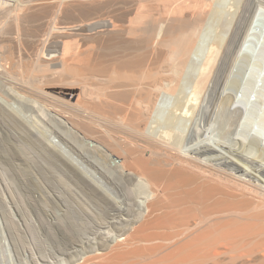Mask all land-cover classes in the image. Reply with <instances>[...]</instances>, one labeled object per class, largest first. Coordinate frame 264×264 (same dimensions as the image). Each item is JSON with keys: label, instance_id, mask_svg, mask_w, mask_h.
I'll return each mask as SVG.
<instances>
[{"label": "bare ground", "instance_id": "obj_1", "mask_svg": "<svg viewBox=\"0 0 264 264\" xmlns=\"http://www.w3.org/2000/svg\"><path fill=\"white\" fill-rule=\"evenodd\" d=\"M0 156V264H264V0H0Z\"/></svg>", "mask_w": 264, "mask_h": 264}, {"label": "rangeland", "instance_id": "obj_2", "mask_svg": "<svg viewBox=\"0 0 264 264\" xmlns=\"http://www.w3.org/2000/svg\"><path fill=\"white\" fill-rule=\"evenodd\" d=\"M52 20V18H48L47 20L45 19L44 21H43V23L42 24H40L41 26H39V28L41 29L42 28V30L43 29H46V27H47V25H45L46 24V22H49V21H51ZM46 21V22H45ZM44 27V28H43ZM45 38V37H44ZM7 157V156H6ZM6 157H4V156H0V161L1 160H3V159H6ZM8 158V157H7Z\"/></svg>", "mask_w": 264, "mask_h": 264}]
</instances>
